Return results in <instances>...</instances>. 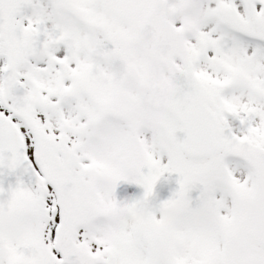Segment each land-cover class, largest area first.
Segmentation results:
<instances>
[{
  "label": "snow or ice",
  "instance_id": "snow-or-ice-1",
  "mask_svg": "<svg viewBox=\"0 0 264 264\" xmlns=\"http://www.w3.org/2000/svg\"><path fill=\"white\" fill-rule=\"evenodd\" d=\"M0 264H264V0H0Z\"/></svg>",
  "mask_w": 264,
  "mask_h": 264
}]
</instances>
